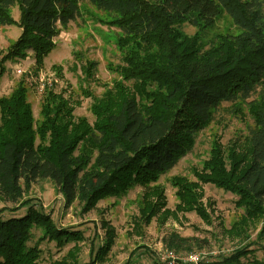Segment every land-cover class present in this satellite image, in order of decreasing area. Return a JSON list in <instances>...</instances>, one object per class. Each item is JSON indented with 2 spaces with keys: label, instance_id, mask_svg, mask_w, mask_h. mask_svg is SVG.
<instances>
[{
  "label": "trees",
  "instance_id": "1",
  "mask_svg": "<svg viewBox=\"0 0 264 264\" xmlns=\"http://www.w3.org/2000/svg\"><path fill=\"white\" fill-rule=\"evenodd\" d=\"M84 3L115 16L127 45L120 75L133 87L118 84V102L95 100L94 128L84 120L75 125L68 101L52 91L44 93L37 124L22 83L0 99V195L16 204L25 190L49 180L68 204L89 209L142 186L147 191L139 214L150 224L166 207L163 188L152 184L192 149L223 103L245 104L254 123L239 145L245 153L216 149L207 165L214 175L203 170L196 177L235 194L246 216L264 220V0H0V26L13 25L9 11L16 5L21 26L5 55L0 51V67L29 55L41 66L60 31L81 17ZM223 15L235 31L206 46L203 38ZM182 24L197 28L196 36L184 35ZM83 68L96 72L95 63ZM174 186L185 211L205 216L197 184L176 178ZM35 228L56 243L76 238L33 207L18 217L0 215V264H39L42 251L27 244ZM106 243L108 252L112 238Z\"/></svg>",
  "mask_w": 264,
  "mask_h": 264
},
{
  "label": "rangeland",
  "instance_id": "2",
  "mask_svg": "<svg viewBox=\"0 0 264 264\" xmlns=\"http://www.w3.org/2000/svg\"><path fill=\"white\" fill-rule=\"evenodd\" d=\"M9 16L13 25L0 26L3 55L21 34L17 5L9 11ZM114 18L113 14L104 13L90 4H81V17L60 31L54 51L41 66L36 64L33 55H29L25 60L8 62L3 69L0 67V99L11 97L22 83L37 124L42 119L44 93L52 91L68 101L75 125L84 120L94 128L97 118L92 105L95 100L106 96L114 103L118 102L121 98L118 84L127 91L133 87L132 82L120 75V69L126 66L124 52L127 45L121 44ZM235 29L232 20L223 15L203 38V43L206 46L217 43L219 35ZM179 30L187 37L198 33V29L190 24H182ZM87 63L96 64L93 75L84 71ZM253 124L251 110L245 104L223 103L212 122L197 132L192 149L171 172L152 184L163 188L166 207L151 219L150 224L141 221L139 214L147 188L135 186L122 196L108 197L86 209L78 201L68 204L49 180L38 181L25 190L16 204L7 202L0 195V215L3 218L18 217L33 207L48 215L56 227L75 233L73 238H76L71 242L56 243L47 237L43 228L33 229L27 244L30 247L37 245L42 251L39 264H162L170 257L175 264H183L184 259L192 256L197 257V264L264 262V220L246 216L238 207L235 194L215 183L200 182L196 177L203 170L204 175H214L207 165L216 149L221 154L238 150L242 156L245 151L239 145ZM223 163L228 171L227 160ZM176 178L186 184L198 185L196 192L201 197L205 216L194 210L185 211L180 206L174 186ZM110 229L114 232L108 234ZM109 238H112V246L105 252L103 247Z\"/></svg>",
  "mask_w": 264,
  "mask_h": 264
},
{
  "label": "built area",
  "instance_id": "3",
  "mask_svg": "<svg viewBox=\"0 0 264 264\" xmlns=\"http://www.w3.org/2000/svg\"><path fill=\"white\" fill-rule=\"evenodd\" d=\"M171 259L173 258L170 257L169 260L163 261L162 264H175L174 263L175 260H171ZM197 263H198V259L196 256H192L183 260V264H197Z\"/></svg>",
  "mask_w": 264,
  "mask_h": 264
}]
</instances>
